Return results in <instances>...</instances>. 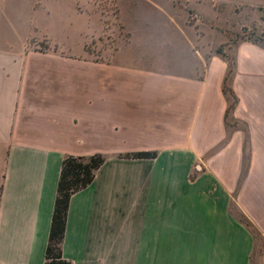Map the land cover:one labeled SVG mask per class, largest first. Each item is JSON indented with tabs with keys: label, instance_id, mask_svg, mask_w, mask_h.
<instances>
[{
	"label": "crops",
	"instance_id": "obj_1",
	"mask_svg": "<svg viewBox=\"0 0 264 264\" xmlns=\"http://www.w3.org/2000/svg\"><path fill=\"white\" fill-rule=\"evenodd\" d=\"M133 1L116 0L135 20L119 11L129 50L92 59L36 22L49 0H0V264H43L62 160L96 153L104 162L67 208L71 264H264V50L230 49L227 127V65L210 52L226 37L209 45L184 24V10L206 17L201 0ZM160 43L171 53L150 50ZM137 151L156 156L126 157Z\"/></svg>",
	"mask_w": 264,
	"mask_h": 264
},
{
	"label": "rangeland",
	"instance_id": "obj_2",
	"mask_svg": "<svg viewBox=\"0 0 264 264\" xmlns=\"http://www.w3.org/2000/svg\"><path fill=\"white\" fill-rule=\"evenodd\" d=\"M92 1L49 0L48 17L45 18L42 11L35 15V20L41 26L49 27L64 49L76 56H81L85 51L92 59H102L103 54H109L116 48L129 50L127 45L122 43L127 39L129 32L120 19V10L116 0H96L91 3ZM186 1L192 3L194 0ZM221 1L201 0L199 7L206 16L202 19L194 12L184 10V24L197 29L196 32L200 34V39L207 41L209 45L213 44L220 34L226 37L224 44L248 38L264 40V2L255 6L239 3V1L260 3L262 0H224L226 3H221ZM133 2L147 5L160 2L180 6L178 0H136ZM126 3L121 5V17L128 27L135 29L132 11L128 9ZM144 13L150 14L147 11ZM152 30L154 31V29L150 31ZM155 37L160 38L158 35ZM30 45L43 49L50 46V43L46 38L34 37L30 40ZM217 48L210 52H214ZM195 49H198V45ZM150 50L154 53H166L170 50L171 53V47L168 46L167 50L163 43L152 45ZM221 51L228 57L232 56L231 50L227 47ZM231 212L234 216L237 214L233 204Z\"/></svg>",
	"mask_w": 264,
	"mask_h": 264
},
{
	"label": "trees",
	"instance_id": "obj_3",
	"mask_svg": "<svg viewBox=\"0 0 264 264\" xmlns=\"http://www.w3.org/2000/svg\"><path fill=\"white\" fill-rule=\"evenodd\" d=\"M264 39V37H263ZM247 41L252 44L257 45L259 48L264 50V40L262 39H242L236 40L231 44L219 45L214 51V54L222 58L226 62L227 68L226 73L222 81V93L226 99V110L224 122L225 125L233 126L235 122L229 120V117L236 105L237 97L231 90L229 83L231 78L234 76V57H228L223 51L224 47L231 49L237 42ZM247 139L244 138L243 141V156H242V171L239 175L238 183L241 181L242 177L246 173L247 156H248V145ZM156 156V152H143L137 151L131 154H127L126 157H143L152 158ZM105 157L102 154L96 153L90 156L79 155V156H65L62 160V165L60 167V175L58 184L56 187V197L55 203H53L52 220L50 222L48 242L45 248V261L43 264H71L70 261L66 260L62 256L61 242L63 241L65 223L67 221V208L70 201L71 195L85 188L89 185L93 178L96 169L101 166L104 162ZM232 202L229 206L231 211ZM234 215V214H233ZM238 222L242 223L244 226L252 231L253 238H256V233L252 229L250 223L239 213L234 216Z\"/></svg>",
	"mask_w": 264,
	"mask_h": 264
}]
</instances>
